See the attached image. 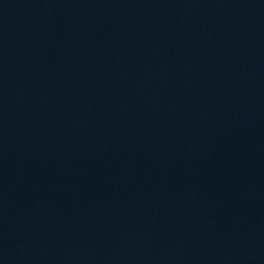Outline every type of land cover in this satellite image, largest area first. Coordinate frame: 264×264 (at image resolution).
<instances>
[{
	"label": "water",
	"instance_id": "water-1",
	"mask_svg": "<svg viewBox=\"0 0 264 264\" xmlns=\"http://www.w3.org/2000/svg\"><path fill=\"white\" fill-rule=\"evenodd\" d=\"M0 264H264V0H0Z\"/></svg>",
	"mask_w": 264,
	"mask_h": 264
}]
</instances>
